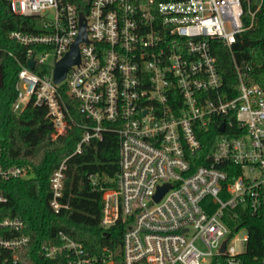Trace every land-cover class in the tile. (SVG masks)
I'll return each instance as SVG.
<instances>
[{
	"label": "built area",
	"instance_id": "2783aa9c",
	"mask_svg": "<svg viewBox=\"0 0 264 264\" xmlns=\"http://www.w3.org/2000/svg\"><path fill=\"white\" fill-rule=\"evenodd\" d=\"M6 2L14 15L33 20V31L8 34L25 49L22 61L12 56L19 70L11 111L43 108L56 142L75 124L64 97L73 99L84 118L73 155L105 132L117 137L119 170L115 187L102 191L100 227H124L119 250L104 247L92 256L59 232L39 254L62 264H211L217 256L225 264H264L242 259L246 250L230 245L240 231L246 245L240 221L264 212V89L234 57L236 80L226 86L212 51V42L230 49L251 29L264 0ZM81 23L86 41L78 42L79 62L55 83L54 67ZM221 124L219 133L229 128V134L217 140L207 165L193 169L202 131ZM65 161L48 179L54 213L68 208L61 201ZM32 174L29 166L4 165L0 144V181ZM6 202L0 196V205ZM1 213L0 264H28L25 221Z\"/></svg>",
	"mask_w": 264,
	"mask_h": 264
},
{
	"label": "trees",
	"instance_id": "16d2710c",
	"mask_svg": "<svg viewBox=\"0 0 264 264\" xmlns=\"http://www.w3.org/2000/svg\"><path fill=\"white\" fill-rule=\"evenodd\" d=\"M32 25L31 18L14 15L8 9L6 0H0V73L3 79L0 88V144L3 163L29 166L33 173L29 179L0 181V196L7 200L0 205L2 217H20L25 221L31 242L22 254L28 264H62L61 261L45 259L38 251L42 244L56 243L59 232L80 243L92 256L99 255L104 247L116 252L125 232L124 227L120 224L107 230L100 227L102 191L115 187V176L119 170L115 133H103L100 140H91L81 153L73 155L82 136L78 124L84 122L73 99L64 97L75 124L63 139L56 142L51 140V125L44 119L43 108L28 106L20 115L11 111L10 106L16 97L15 77L19 70L12 56L22 61L25 49L9 40L8 34L18 30L33 31ZM212 51L226 86L236 80L234 57L251 80L264 89V3L255 15L253 27L244 31L230 49L212 42ZM34 71L41 73L38 67ZM228 134L229 128L221 134L216 125L203 130L201 147L195 153L192 168L207 165V158L212 154L217 140ZM64 159L66 169L61 201L68 208L54 213L49 207L52 192L48 179ZM238 172L229 174V181ZM92 176L96 184L90 180ZM239 225L248 234L246 253L242 259L264 260V212L254 216L245 215ZM211 264H225L224 258L217 256Z\"/></svg>",
	"mask_w": 264,
	"mask_h": 264
},
{
	"label": "water",
	"instance_id": "95a60500",
	"mask_svg": "<svg viewBox=\"0 0 264 264\" xmlns=\"http://www.w3.org/2000/svg\"><path fill=\"white\" fill-rule=\"evenodd\" d=\"M82 18H83L82 14H80V21H82ZM80 25H81L80 33L78 37L76 38V40L73 42V45L71 46V50L59 62H57L54 67L53 78H54L55 83L61 82L65 78L64 75L66 71L68 70V68L71 67V65L79 62L77 45H78V42L80 41H86L85 25H83V23H81ZM27 64L30 69H33L34 61L32 59H29ZM2 85H3V79L0 73V88L2 87ZM223 131H224V124H221V126L218 128V132H223ZM166 188H167V185L158 189L157 193L154 195L155 196L154 199L156 201H159L161 199V196L163 192L166 190ZM224 248H225V245L223 242L220 252H223Z\"/></svg>",
	"mask_w": 264,
	"mask_h": 264
},
{
	"label": "rangeland",
	"instance_id": "374dc122",
	"mask_svg": "<svg viewBox=\"0 0 264 264\" xmlns=\"http://www.w3.org/2000/svg\"><path fill=\"white\" fill-rule=\"evenodd\" d=\"M244 237L245 232L240 231L234 236L232 242L230 243L231 246L233 245L235 247L237 252L243 253L246 250V245L243 242Z\"/></svg>",
	"mask_w": 264,
	"mask_h": 264
}]
</instances>
